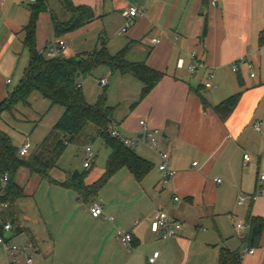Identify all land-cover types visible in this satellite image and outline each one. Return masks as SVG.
Returning <instances> with one entry per match:
<instances>
[{
  "label": "crops",
  "instance_id": "0c3cea01",
  "mask_svg": "<svg viewBox=\"0 0 264 264\" xmlns=\"http://www.w3.org/2000/svg\"><path fill=\"white\" fill-rule=\"evenodd\" d=\"M41 1L47 9L38 16L37 50L55 39L52 14L61 21L69 19L61 0ZM72 2L75 6L91 7L98 19L70 37L72 41L82 39L81 44L93 42L92 51L77 52L66 37H61L68 45L66 58L93 53L102 43L115 55L112 49L119 52L131 44L127 56L130 62H145L164 73L162 80L142 101L139 97L143 85L135 83L137 90L129 93L128 98H132L127 101V110L116 108L114 114L115 122L129 136H140L142 120L159 129L160 149L169 154V167L176 171L169 184L163 187L164 174L158 168L161 163L158 152L141 145L136 154L148 160L153 169L140 184L149 183L148 190L155 193L151 198L140 190L144 197L138 196V200L145 203V209H151L152 218L159 211H169L182 224L195 227L199 255L210 256L206 264H218L221 248L241 252L244 244L236 237V224H246L249 215L264 218V195L255 203L250 200L257 190L258 176L264 173V0H219L216 7H212L211 0ZM38 4L31 0H0V104L9 97L12 84L8 83L10 79L3 77V64L16 60L24 51L25 28L30 23L31 9ZM132 6L142 7L145 14L136 19L126 34H120L124 25L122 13ZM193 53L196 58L191 57ZM180 60L184 62L183 68L178 67ZM190 66H196L194 72L189 70ZM114 78L124 90L127 84L137 82L130 75ZM107 79L106 87L110 85ZM207 83H211V87H206ZM236 94H240L239 102L224 122L213 107ZM203 99L211 107L205 108ZM245 155L250 156L247 163ZM217 179L222 182L218 184ZM241 195L247 199L243 206L238 204ZM174 196L180 197L181 202L172 203ZM20 201L13 215L18 225L27 229L20 223ZM2 214L8 216V211ZM110 218L107 214L99 219L88 215L92 225L85 232L89 238L83 251L91 258L72 259L65 244L53 245L44 250L51 257V264H120L124 260H135L131 257L134 250L129 251L113 239L116 228L106 227ZM146 220L147 224L142 225L151 232L148 218ZM134 227L121 231H131L140 244V223ZM187 230L183 228L178 236L168 241L174 249L186 248L188 256L193 247L191 249V240L185 238L190 234ZM29 231L35 250L41 255L38 240ZM120 245L124 249H120ZM253 248L255 252L245 254L241 264H264V231L259 245ZM94 256L97 259L93 260Z\"/></svg>",
  "mask_w": 264,
  "mask_h": 264
},
{
  "label": "rangeland",
  "instance_id": "374dc122",
  "mask_svg": "<svg viewBox=\"0 0 264 264\" xmlns=\"http://www.w3.org/2000/svg\"><path fill=\"white\" fill-rule=\"evenodd\" d=\"M73 34L75 32L66 34L64 37L68 43L73 45L74 50L77 52L94 50L93 42L81 44L82 39L72 41L70 37ZM112 52L116 54L118 51L112 49ZM29 62L30 50L24 47V51L18 55L16 60H9V63L3 64V77L12 82L9 86L10 95L19 86ZM109 71L107 67L102 66L86 78L80 79L81 82H84L83 92L86 100L90 104H95L99 96L106 93L108 105L125 111L129 107L127 101L132 98V96L128 98V95L131 92H136L137 85H140L139 81L133 82V86L137 84L135 87L127 84L124 90L118 84V80L114 78V76L121 77V74L111 72L112 75ZM105 77L109 78L110 85L108 87H102L100 84V79ZM29 103V106L19 104L16 107L5 108V105L0 107V130L10 136L17 149H20L28 139L32 144V153L53 130L63 113V109L59 106L52 107L51 102L38 93H34L30 97ZM93 130L94 127L89 125L76 142L69 144L60 158L58 166L50 172L48 178L42 179L39 176H31L28 170L24 168L19 171L17 182L24 187L25 193L29 195L22 199L18 206L19 213L22 215L20 223L33 232L43 253L40 255L36 252L34 241L26 232L14 236L10 240V244L18 248L31 247L28 254L33 256L34 264H39L41 260L43 261L42 264H51V257H48L44 250L48 246L58 247L61 244H65L64 248L72 259L86 260L91 258L83 251L84 243L89 238L85 232L92 225L88 220V215H91V205L100 203L104 206L105 214L109 218H114L110 222L107 220L106 227L116 228L113 234L116 243H118L116 240L118 230H123L125 227L133 229L136 222L140 223L139 228L141 230L138 232V236L141 243L131 254L135 260H124L120 264H148L147 258L152 257L155 252L160 255L155 264H206V262H210V256H206V259L199 255L201 251L197 248L198 242L195 239L197 229L195 227L182 224V230L187 228L190 233L185 235V238L191 240V249L193 247L188 256L186 248L174 249L170 241L158 240L145 229V225L142 224H147L146 218H148V223L151 222L153 212L149 208L145 209V203L139 201L138 196H143L142 194L146 192L148 197L154 198L155 191L150 192L148 190L149 183L140 184L137 182L128 170L119 171L103 189L97 194L90 195L87 199H83L77 192L55 183L67 182L76 171L84 176L86 185L95 183L103 175L112 152L99 137L96 136L95 140L91 139ZM88 147L94 153L93 168L90 171L84 167ZM140 149L139 146L133 150L138 152L137 150ZM159 187L161 184L158 185ZM140 190L144 192L141 194ZM8 213H17L16 206L13 209L10 207ZM10 222L12 223L11 220ZM14 222L16 223L15 218ZM119 247L124 249L121 245ZM19 257L20 264H25V256ZM92 259H97V257L94 256ZM91 262L93 261L91 260ZM0 264H10L7 254L1 248Z\"/></svg>",
  "mask_w": 264,
  "mask_h": 264
},
{
  "label": "trees",
  "instance_id": "16d2710c",
  "mask_svg": "<svg viewBox=\"0 0 264 264\" xmlns=\"http://www.w3.org/2000/svg\"><path fill=\"white\" fill-rule=\"evenodd\" d=\"M61 2L65 12L69 14V19L61 21L52 14L55 38L80 30L98 19L89 6H75L72 0H61ZM37 3L39 4L31 9L30 23L25 28L24 45L30 50L29 65L19 86L0 104V107L4 105L5 108L16 107L19 104L29 106L30 97L38 93L49 100L52 107L63 108L64 113L50 134L28 157H20L10 136L0 130V179L8 176L2 200L8 202L13 209L18 201L26 198L24 188L17 182L19 171L24 168L31 176L48 178L50 172L58 166L69 144L76 142L89 125L94 127L91 139L95 140L96 136L99 137L112 152L103 175L95 183L86 185L84 176L76 171L67 182L55 183L87 199L103 189L122 169H127L137 182H143L152 171L153 165L136 154L132 148L111 136L109 126L115 122L116 108L108 105L106 93L99 96L95 104H90L86 100L83 89H78L77 85L81 78H86L96 69L104 66L112 73H120L122 76L130 75L139 81L143 85L139 97V101H142L162 80L164 73L151 68L145 62H130L127 56L131 44L115 55H112L106 44L102 43L101 48L93 53L77 55L73 58L46 59L40 56L36 48V26L39 14L45 11L47 6L42 1ZM262 44H264L263 41ZM239 99L240 94L233 95L213 107V110L225 122L235 110ZM203 104L205 108L211 107L205 99ZM4 217L14 224L13 237L24 232L30 235L29 230L17 225V220L16 223L14 222L13 213H8V216ZM246 224L249 225V233L242 242L249 248L256 247L264 231V218L249 215ZM137 246L139 242L134 240V249ZM218 264H241L240 251L221 248Z\"/></svg>",
  "mask_w": 264,
  "mask_h": 264
},
{
  "label": "built area",
  "instance_id": "2783aa9c",
  "mask_svg": "<svg viewBox=\"0 0 264 264\" xmlns=\"http://www.w3.org/2000/svg\"><path fill=\"white\" fill-rule=\"evenodd\" d=\"M7 0H3L5 2ZM41 0H31L32 3H37ZM219 3V0H211L212 7H216ZM145 11L142 7H129L127 10H125L122 15L124 17V25L121 28L120 34H126L129 29L135 24V21L138 17L144 16ZM154 43H159L158 40H153ZM68 52V45L67 42L62 38H55L52 40L47 46L41 50H38V53L40 56L45 57L46 59H58V58H66ZM192 58H196V54L193 53L191 55ZM241 62L244 61V59L240 60ZM178 67L183 68L184 62L183 60H180L178 62ZM251 68V66H249ZM196 69V66H190L189 70L191 72H194ZM236 69V67H234ZM254 77V75H252ZM213 78V75L210 76V79ZM82 80V78H81ZM11 81H8L10 83ZM100 84L102 87H106L108 85V79L104 78L100 80ZM84 82L79 81L77 88L83 89ZM206 87H211V83H207ZM140 127H141V134L140 136H129L126 133H124L119 125L116 122H112L109 126V132L112 137L119 140L122 144L129 148H136L141 145H148L152 149L156 150L160 156L161 163L159 165V170L164 174V178L162 181V186L166 187L169 182L173 179V177L176 175V171L172 170L169 167V161L170 156L169 154L160 149V130L157 128L151 127L147 121L142 120L140 121ZM257 131L260 130V126L257 125L256 127ZM32 150V144L30 141L26 140L24 142V145L18 149V154L20 157H28L31 155ZM86 159L84 163V167L86 169L92 168L93 164V158L94 153L90 147L86 149ZM245 163L250 161V156L245 155L244 156ZM196 165V164H194ZM216 182L220 184L222 180L217 179ZM8 183V176H4L0 179V248L3 249V251L7 254L8 259L10 260V264H20V257L24 255L25 256V264H33L34 259L32 255H29V247L25 248H18L15 245L10 244V240L13 238L15 227L10 222L9 219L5 218L3 216V212L9 211L10 204L8 202H5L2 200L4 197L5 191L4 188ZM257 190L253 195H251L250 200L251 203H255L260 197L264 195V173L260 174L257 178ZM246 197L241 195L238 198V204L240 206H243L246 204ZM181 202V198L178 196H174L172 198V203H179ZM90 214L93 218L99 219L105 215L104 206L100 203H94L90 207ZM113 220V218H110ZM138 225V222L135 223V226ZM150 231L151 233L156 237L158 240H170L176 236L182 231V223L179 220H176L173 218L169 211H159L151 220L150 222ZM8 233H11L12 236L10 239L6 238V235ZM249 233V225L244 223H238L236 224V237L243 241L247 237ZM117 241L125 248L129 249V251H133V241L134 236L131 231H121L119 230L116 235ZM255 252L254 248H249L247 245H244V248L242 249L241 253V260L242 257L249 253L253 254ZM159 253L155 252L152 257L149 258V264H155L156 261L159 259Z\"/></svg>",
  "mask_w": 264,
  "mask_h": 264
},
{
  "label": "water",
  "instance_id": "95a60500",
  "mask_svg": "<svg viewBox=\"0 0 264 264\" xmlns=\"http://www.w3.org/2000/svg\"><path fill=\"white\" fill-rule=\"evenodd\" d=\"M90 170H91V169H90ZM90 170H89V171H90ZM11 236H12V234H11V233H8V234L6 235V238H7V239H10Z\"/></svg>",
  "mask_w": 264,
  "mask_h": 264
}]
</instances>
